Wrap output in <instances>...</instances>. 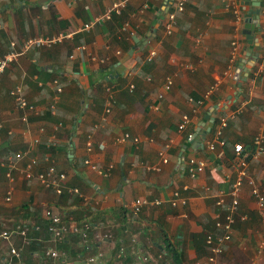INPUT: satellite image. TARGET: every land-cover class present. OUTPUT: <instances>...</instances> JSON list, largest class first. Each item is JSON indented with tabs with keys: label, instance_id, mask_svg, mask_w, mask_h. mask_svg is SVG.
<instances>
[{
	"label": "crops",
	"instance_id": "1",
	"mask_svg": "<svg viewBox=\"0 0 264 264\" xmlns=\"http://www.w3.org/2000/svg\"><path fill=\"white\" fill-rule=\"evenodd\" d=\"M112 1L0 0V58L28 37L74 32L63 43L28 50L0 73V231L22 221L29 242L37 241L28 247L17 235L9 242L0 238V264L10 245L22 250L13 264H131L139 249L150 256L143 264H199L210 253L206 234L219 232L216 216L231 201L241 158L246 176L233 232L217 257L220 264H264V206L253 194L257 189L264 198V153L253 156L254 137L264 134V35L255 23V41L242 32L245 13L257 8L254 1L260 2L258 20L264 23V0H187L171 34L162 25L169 1L128 0L120 15L81 30ZM234 7L241 9L238 21ZM124 23L135 29L134 36L122 29ZM232 41L238 55L229 67ZM152 49L156 55L147 60ZM15 88L33 109L18 107L10 93ZM107 88L113 102L102 120ZM182 115L190 121L178 130ZM221 119L225 144L208 149L205 143L216 139ZM124 133L125 140L117 141ZM236 143L243 146L240 154ZM160 150L166 152L164 163ZM46 156L67 175L61 193L23 176L32 158L34 173L45 170ZM190 156L204 163L194 178L186 171ZM156 165L159 170L150 168ZM73 188L78 194L68 191ZM175 190L184 203L173 207ZM220 194L223 205L217 204ZM137 197L161 203L130 215L127 206ZM45 208L61 221L67 212L75 214L79 221L70 217L68 228L89 224L87 246L82 249L73 231L63 233L64 242L44 237ZM101 233L111 236H96ZM48 247L57 258L44 257ZM98 252L101 258L87 260Z\"/></svg>",
	"mask_w": 264,
	"mask_h": 264
},
{
	"label": "built area",
	"instance_id": "2",
	"mask_svg": "<svg viewBox=\"0 0 264 264\" xmlns=\"http://www.w3.org/2000/svg\"><path fill=\"white\" fill-rule=\"evenodd\" d=\"M128 0H115L110 2L107 7L105 8L104 12L99 14L98 16L94 17L91 22L85 23L81 26V30L85 31L88 30L93 24H100L103 21L110 20L114 15H120L121 12L126 7ZM170 2V8L166 13L165 20L162 22L163 29L166 34H171L173 26L175 24V18L176 13L183 11L185 7V3L187 0H166V2ZM147 6L146 3L142 5V9H144ZM233 12L236 16V20L242 18V13L240 7H234ZM122 29L125 30L129 36L135 35V29L133 27H130L128 23H124L122 25ZM259 29L263 32L264 35V23L262 25L259 24ZM73 31H60L52 34V35H38V36H32L24 39L21 41V43L18 45V47L15 48V43H12V46L14 49L10 50L8 53H6L3 57L0 58V73L14 60H16L20 55L26 53L30 49H43V48H50L54 45L63 43L64 41H67L73 36ZM264 43V38H263ZM84 46L76 47V50L83 49ZM156 55V51L154 49L150 50L149 53L146 56L147 60H151ZM238 55V44L236 41L231 42L230 51H229V67H231L235 60L237 59ZM260 59H262L260 71H264V50L263 53H261ZM171 81L170 79H167L163 85L165 90H168L170 88ZM134 87L133 84H129V88L132 89ZM108 95L106 99V104L104 108V116L101 117L102 120H104L105 115L110 111L111 104L113 102V95L109 88L106 89ZM11 95L14 97L18 107L25 108L28 107L29 109H33V106H28L26 99L21 95L18 88H15L10 91ZM159 97H162V94L158 95ZM26 119L25 116L22 117L21 120ZM190 121V118L186 115H182V118L177 125L178 130H184L186 126L188 125ZM225 125V119H221L220 127L216 131V139L208 140L206 141V147L208 149H214L215 145H219L221 148H223L225 142L220 139L221 134V127ZM128 135L124 133L122 136L118 137L117 141H124L125 138ZM264 138V134L262 131L258 132V134L254 137L253 144H254V151L253 156H259L264 153V146L262 145V141ZM135 141H137V138H134ZM186 140L189 142H192L193 140V134L191 132L186 133ZM34 143L38 142V139H35L33 141ZM100 148H104L105 143L101 141L99 143ZM243 150V146L240 143H236L234 145V152L237 154H240ZM223 153V150L219 152L221 155ZM16 157H21L20 153L16 154ZM158 157L160 160V163H164L167 161L166 152L165 150L158 151ZM45 160L48 162V165L46 166V169L43 171L33 172V166L36 165V160L32 158L28 165L26 166V169L22 172L24 178L30 179L33 176L38 180L39 184L46 188V189H54L56 192L61 193L62 187H64V184L67 179V175L62 171L57 170L56 165L52 159L49 158V156L45 157ZM86 162L89 163L88 160ZM239 168L237 169L236 178L234 182L232 183L231 190H230V197L231 201L229 204L226 205L225 212L222 216L217 215L216 221H215V227L219 230L217 234L207 233L205 237V241L207 245L209 246L210 253L206 255L205 259L202 262H199V264H220L218 261V255H221L223 253L224 245L231 239L232 232H233V225L235 223V213L237 211L238 207V195L240 188L242 186V182L244 177L246 176V166L247 162H245L244 159H240L239 161ZM187 174L190 178L196 177L199 173H201L204 170V163L202 159H199L195 156H190L187 160ZM7 166V164H6ZM92 168H96L94 165H90ZM12 166H7V172L6 176L10 181H13L14 177L12 175ZM150 168L154 170H159L160 167L158 165L151 166ZM107 170V169H106ZM99 173H103L104 175L108 174V171H99ZM68 191L74 192L78 194V190L76 188L68 189ZM6 200H9L11 190H8L6 193ZM254 196L257 198V203L259 207L264 206V198L263 196L258 192L257 189L253 190ZM184 203V200L181 198L179 191L175 190L173 192V198L170 201V205L175 207L178 203ZM161 201L159 199L149 201L142 197L135 198L130 205H128V211L130 215H137L141 212V210L147 206V205H159ZM224 203V197L222 194L218 195L217 204L223 205ZM44 217L47 219L49 225H48V231L50 232V236L52 240H57L60 237H63L64 232H74L77 233L80 236V239L82 240L84 246H87L88 244V235H89V224H84L82 227H66L62 224L61 217L59 214L54 213L50 208H45ZM245 216L242 215L240 219H244ZM27 230L28 226L22 222L17 221L13 223L11 229H3L0 231V238L5 241H10L12 236H19L23 244H28L29 240L27 238ZM97 237L101 239H107L110 238L109 233H101L99 235H96ZM132 241L135 242V238H132ZM264 246V239L261 241L260 248ZM21 248L14 247L13 245H10L8 248V253L6 254L4 260L2 261L3 264H13L14 258L19 259L21 257ZM44 257L47 259H55L58 257V252L53 248H46L44 251ZM102 257V253L98 252L95 255L89 257L87 260L90 262L95 261V259H99ZM150 256L146 254L144 251L139 249L136 252V258H133V261L131 264H143L144 262L150 261Z\"/></svg>",
	"mask_w": 264,
	"mask_h": 264
},
{
	"label": "water",
	"instance_id": "3",
	"mask_svg": "<svg viewBox=\"0 0 264 264\" xmlns=\"http://www.w3.org/2000/svg\"><path fill=\"white\" fill-rule=\"evenodd\" d=\"M253 5L256 6L257 8L253 11V12H247L245 13V16H244V25H243V29H242V32L243 34L245 35L246 39L248 40V42H252V41H255V38L253 37V35L251 34V23H255L257 26H258V29H259V5H260V2L259 1H254L253 2ZM133 51L130 50L129 51V54L132 53ZM128 58V56L126 57V59Z\"/></svg>",
	"mask_w": 264,
	"mask_h": 264
},
{
	"label": "trees",
	"instance_id": "4",
	"mask_svg": "<svg viewBox=\"0 0 264 264\" xmlns=\"http://www.w3.org/2000/svg\"><path fill=\"white\" fill-rule=\"evenodd\" d=\"M102 101H104V99H102ZM75 212V211H74ZM81 213V212H80ZM71 214H73L72 212L70 213V212H67V214L65 215V217L64 218H62V224H64L66 227H68V220H69V218L70 217H72V218H76V220L77 221H79L78 219L79 218H77L76 216H75V214L74 215H71ZM83 215V214H82ZM82 218H84V216L82 217ZM63 221H64V223H63ZM84 224H87V223H85L84 222ZM84 224H80L81 226L80 227H82ZM48 225H49V223L48 222H45V226L43 227V230H42V232H43V236L44 237H46V238H51V236H50V232L48 231ZM30 230H33V228H31L30 227ZM63 237H60V238H58V240H60L61 242H64L63 241V239H62ZM33 246V245H37V241H30V242H28V244H26V246ZM85 246H82V249L84 248ZM14 261H16V259H14L12 262L14 263Z\"/></svg>",
	"mask_w": 264,
	"mask_h": 264
}]
</instances>
